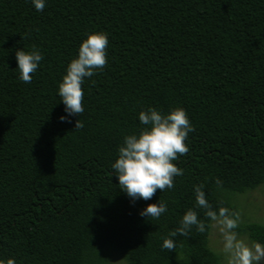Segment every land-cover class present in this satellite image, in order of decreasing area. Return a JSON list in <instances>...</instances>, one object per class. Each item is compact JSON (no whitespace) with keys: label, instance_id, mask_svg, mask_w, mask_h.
Returning <instances> with one entry per match:
<instances>
[{"label":"trees","instance_id":"16d2710c","mask_svg":"<svg viewBox=\"0 0 264 264\" xmlns=\"http://www.w3.org/2000/svg\"><path fill=\"white\" fill-rule=\"evenodd\" d=\"M91 32L107 36L105 66L83 79L80 116L61 122L56 89ZM19 48L42 54L28 83ZM148 107L183 108L193 131L173 187L131 201L110 165ZM263 184L264 0H46L42 11L0 0V264H220L193 186L238 215L233 195ZM158 199L159 218L138 214ZM189 208L205 230L162 249ZM236 231L264 243L262 224Z\"/></svg>","mask_w":264,"mask_h":264},{"label":"clouds","instance_id":"9594fccd","mask_svg":"<svg viewBox=\"0 0 264 264\" xmlns=\"http://www.w3.org/2000/svg\"><path fill=\"white\" fill-rule=\"evenodd\" d=\"M30 3L36 11H42L46 0H30ZM107 44L105 33H88L80 42L76 56L68 62L65 74L56 89V94L63 104L64 114L58 117L61 122L80 116L83 112L81 84L84 78L91 77L95 70L105 66ZM14 57L17 78L25 83L30 82V73L37 70L42 54L36 49L26 52L19 48L15 50ZM137 119L144 127L123 137L121 145L117 148V158L110 165L119 189L131 201L149 200L157 189L162 192L165 188L173 187V177L182 174V170L173 161L177 159V154L183 155L188 150L184 141L188 133L193 131L184 109L179 107L167 113L148 107L137 113ZM80 127L82 123L79 118L75 120V128ZM216 184L219 187L220 181L216 180ZM193 194L194 207L204 209V215L217 229L223 264H264V243H249L240 238L236 231L239 217L235 212L222 206L213 209L205 197L202 185H194ZM165 211L166 205L158 199L156 203L147 204L138 214L156 219ZM193 226L197 231L205 230V224L198 220L197 213L189 208L179 219L175 230L163 238L161 248L173 250L175 242L172 238L177 235L187 236ZM7 264L15 262L9 259Z\"/></svg>","mask_w":264,"mask_h":264},{"label":"rangeland","instance_id":"374dc122","mask_svg":"<svg viewBox=\"0 0 264 264\" xmlns=\"http://www.w3.org/2000/svg\"><path fill=\"white\" fill-rule=\"evenodd\" d=\"M231 202L238 208V225L258 223L264 225V184L253 191H247L240 194H234ZM240 238L251 242L245 235H239ZM209 247L215 253L221 256L220 264H223V258L220 253L219 234L216 227L211 225L209 234ZM108 264H126L116 255L112 257Z\"/></svg>","mask_w":264,"mask_h":264}]
</instances>
